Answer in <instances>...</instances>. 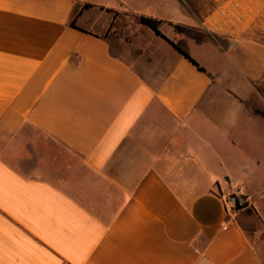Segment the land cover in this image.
<instances>
[{"label": "crops", "instance_id": "crops-1", "mask_svg": "<svg viewBox=\"0 0 264 264\" xmlns=\"http://www.w3.org/2000/svg\"><path fill=\"white\" fill-rule=\"evenodd\" d=\"M218 5L0 0V264H263L264 34Z\"/></svg>", "mask_w": 264, "mask_h": 264}, {"label": "built area", "instance_id": "built-area-1", "mask_svg": "<svg viewBox=\"0 0 264 264\" xmlns=\"http://www.w3.org/2000/svg\"><path fill=\"white\" fill-rule=\"evenodd\" d=\"M203 29L233 37L257 29L264 34V0H224L201 23ZM225 207L231 212L244 210L247 201L239 194L225 198Z\"/></svg>", "mask_w": 264, "mask_h": 264}, {"label": "trees", "instance_id": "trees-1", "mask_svg": "<svg viewBox=\"0 0 264 264\" xmlns=\"http://www.w3.org/2000/svg\"><path fill=\"white\" fill-rule=\"evenodd\" d=\"M89 5L85 4L82 8H87ZM135 20L138 24H142L144 26L149 27L151 30H153L158 36H161L162 38L166 39L159 31V27L161 24H163L165 21L152 17L147 15H140L135 14L134 15ZM72 26L73 23H71ZM167 40V39H166ZM168 41V40H167ZM173 48L183 57L187 58L190 62H192L200 71H203V69L186 53L184 52L177 44H175L173 41H168Z\"/></svg>", "mask_w": 264, "mask_h": 264}, {"label": "rangeland", "instance_id": "rangeland-1", "mask_svg": "<svg viewBox=\"0 0 264 264\" xmlns=\"http://www.w3.org/2000/svg\"><path fill=\"white\" fill-rule=\"evenodd\" d=\"M224 0H209V3L210 4H215L216 3H219L221 4ZM208 4V3H207ZM206 6V4H205ZM207 8V6H206ZM174 42V41H173ZM135 43L137 45H145V44H152L153 46H157V43L160 45L161 43H163V41H135ZM175 43V42H174ZM160 51V50H159ZM160 54V52H158ZM153 122V128L155 127L154 125V120L152 121ZM169 134V133H168ZM163 135V134H162ZM169 136V135H168ZM178 143H180V140H178ZM258 252L259 254L261 255L262 257V260H263V264H264V238H263V243L258 245Z\"/></svg>", "mask_w": 264, "mask_h": 264}]
</instances>
